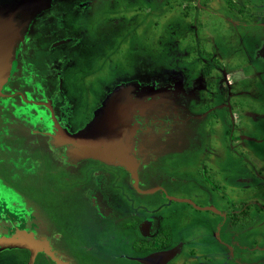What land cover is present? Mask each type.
Here are the masks:
<instances>
[{"label":"rangeland","instance_id":"374dc122","mask_svg":"<svg viewBox=\"0 0 264 264\" xmlns=\"http://www.w3.org/2000/svg\"><path fill=\"white\" fill-rule=\"evenodd\" d=\"M26 40L29 45L19 48L27 45ZM263 46L264 0H0V51L9 68L12 52L14 65L6 73L9 80L0 99L12 104L14 114L26 112L32 118V133L50 138L45 140L47 147L39 139L36 149H25L18 159L10 154L12 165L19 166L10 181L19 185L25 199L40 201L53 229L62 225L84 236L88 224L78 212L77 197L68 195L76 185L60 181L44 194L29 181H43V174L57 181L63 161L70 165L92 159H82L84 149L78 141L61 144L54 136L86 128L112 93L127 88L137 101L126 117L134 133L130 142L138 160L140 188L161 185L171 194L190 195L205 168L219 171L222 199L214 202L222 212H230L222 218V264H263L264 249L248 251L236 245L240 233L237 216L231 213L244 203L241 191L252 193V188L242 186L247 180L236 181L245 178L239 173L248 167L264 168V48L262 56L258 53ZM16 89L23 92H18V100L6 93ZM211 89L219 96L210 98ZM212 102L217 106L210 111ZM60 110L64 118L58 116ZM233 119H239L238 127L254 139L237 142ZM3 120L5 126L12 123ZM126 129L122 124L118 134H126ZM7 140L0 138V149H12ZM89 165L94 170L99 164L85 162ZM91 175L83 173V178ZM252 177L261 180L264 173ZM118 178L125 184L122 192L148 209L166 204L164 210H194L167 202L159 191L138 195L136 187L128 189L125 175ZM131 179L136 186L138 181ZM65 192L68 196L63 198ZM3 197L0 194V218L24 226L25 213L6 211ZM115 208L127 213L131 204L122 200ZM262 241L263 235H258V243ZM22 250L0 242V259L7 258L3 264H26L29 253ZM38 252L35 264H48L47 251Z\"/></svg>","mask_w":264,"mask_h":264},{"label":"flooded vegetation","instance_id":"af4514ba","mask_svg":"<svg viewBox=\"0 0 264 264\" xmlns=\"http://www.w3.org/2000/svg\"><path fill=\"white\" fill-rule=\"evenodd\" d=\"M27 41L29 40H26L27 45L19 48L24 50L29 45ZM57 41L52 42L49 47H53ZM64 44H67V41ZM263 48L264 46L258 50L260 55ZM262 57L264 59V56ZM201 71L205 76L208 73L204 69ZM62 73L64 72L56 71V74L61 75ZM210 73L208 74L210 75ZM14 83L17 82L13 79L11 85ZM12 86L15 87V85ZM18 91L20 92L18 89L13 92L7 90L6 93L15 94ZM209 92L210 98L219 96L218 92L213 89ZM15 96L18 100V95ZM212 103L210 104V111H213L217 106L214 102ZM223 104L226 106V101ZM58 116L62 117L61 110ZM238 123L239 119L232 120V125L237 127L238 132L235 136L236 141L242 143L243 139H254L252 135L239 128ZM229 129L232 130V127L229 126ZM65 133L64 131L57 132L54 139L61 140L65 137ZM41 136L43 137L41 143L47 147L44 135ZM79 138L81 139L80 136ZM56 142L58 141L56 140ZM58 143L65 142L59 141ZM32 150L34 149L32 148ZM89 160L99 165L91 170L90 165L85 166V162H90ZM63 164L64 167L59 173V175L62 174V178L59 177V180L52 181L50 177L43 174V181H29L30 187L34 188V184H37V187H41L45 194L46 191L50 193L51 186L59 185L60 181L64 184H75L76 187L68 195L77 197V207L80 205L78 212L84 214V221L88 224L85 226L87 231L84 232V236L66 231L62 225L53 229L50 218L42 211L43 207L40 205V201L37 202L36 198L25 199L19 185L17 184V187L10 181L11 178L9 179V177L14 174L19 166L16 167L12 164L9 167L0 166V194L4 196L6 201L4 209L9 212H15L17 209L22 210L26 215V223L24 226L18 227L34 230L33 233L36 236H43L46 239L48 264H144L141 262L142 259L162 252H172L171 259L164 264H222V218L230 212H222L221 206L214 202V200L219 202L222 199V181H217L216 177L219 171L209 169L210 172L207 173L209 170L206 171L207 168H205L202 181L195 182L193 185L194 194L179 196L169 193L161 185L141 189V178L139 177L135 186L131 174L117 164L108 165L93 159L69 163L70 165L63 161ZM83 173L92 174L91 177H93L84 179ZM262 173H264V168L248 167L239 173L245 175V178H241L240 181L236 179L241 184H243L242 181L247 180L245 181L246 185L242 186L252 188L251 196L241 191L240 197L244 199L241 200V203H244L237 211L231 212L237 216L236 230L240 236H237L239 241H236V245L242 250L257 251L264 249V241L260 242L261 244L258 243V235L264 237V178L261 181L252 177H257ZM37 174L40 178V173ZM119 175L127 177L125 181L128 189L133 191V188L136 187L138 192L135 191V193H139L138 195L159 191L167 202L186 204L194 210L179 211L176 207L164 210L167 208L166 204L165 206L158 204L155 206L156 208L148 209L139 201L131 198L130 194L122 192L125 184H121ZM1 177L4 179L1 180ZM204 185L209 187L213 193L206 192ZM1 191L5 192L4 195ZM114 193L119 199L114 196ZM196 194L200 196L198 197ZM68 195L65 192L63 198ZM122 200L131 204V210H128L127 213H122L115 208V204ZM24 202H26L24 205H20ZM198 213L204 216H200ZM119 223L122 225L120 226ZM15 224L9 219L0 218V233L8 236L11 230L13 233L16 228ZM261 245L262 248H260ZM52 256L59 258L60 262H54ZM5 261L7 258L0 259V264ZM153 264H159V262Z\"/></svg>","mask_w":264,"mask_h":264},{"label":"bare ground","instance_id":"6f19581e","mask_svg":"<svg viewBox=\"0 0 264 264\" xmlns=\"http://www.w3.org/2000/svg\"><path fill=\"white\" fill-rule=\"evenodd\" d=\"M264 54V53H263ZM6 66L5 61L0 60V66ZM127 90L120 89L115 92L103 111L100 112L99 118L95 125L89 131H81L78 136H71L65 133V137L58 142L78 138L83 144L91 142L101 149V155L107 160H118L128 168L134 167V160L127 155L128 145L124 144L122 138H128L127 133L119 135V126L123 122L127 108H132L134 104L126 97ZM108 107V108H107ZM107 108V109H106ZM119 112V116H114V112ZM113 112V114H111ZM106 116V118H105ZM81 137V139L79 138ZM12 242H28L35 245L39 250L48 251V244L43 236H36L31 230L24 227H16L12 233Z\"/></svg>","mask_w":264,"mask_h":264},{"label":"water","instance_id":"95a60500","mask_svg":"<svg viewBox=\"0 0 264 264\" xmlns=\"http://www.w3.org/2000/svg\"><path fill=\"white\" fill-rule=\"evenodd\" d=\"M0 52H1L0 53V60L1 61H5L3 59L2 51H0ZM11 54H12V52L9 53V64H10V68H9V65H8L7 62H5L6 63V66H3V65L0 66V95H4V94H2L3 93V87L6 84L5 82H7L9 80L8 77H7V75H6V73L8 74V72H12L13 67H14V65L11 66V62H12L11 61ZM5 68H9V70L8 71H4ZM120 89L127 90V88H120ZM120 89H118V90H120ZM115 92L112 93L108 97L109 99L107 98L108 100L106 99L104 101V103L102 104V108L99 110V113L97 114V116L95 117V119L86 128L81 129L80 131H78L77 133H75L73 135L71 133H69V135L75 137L76 135H78L83 130L89 131L95 125V123L97 122V119L99 118L100 112L104 110V108L106 107V104L109 102V100L111 99V97L115 94ZM126 97L128 98V100L130 102H132L134 104V106L132 108H129V111L128 112L126 111L125 116H124V119H123V122L127 125L126 133H127V131H129V133H130V134L129 133L127 134V136L129 137V142H127V143L124 142V138H126L125 136H124V138H122V140H123V142H124L125 145L126 144L128 145V150L126 152L127 155H129L134 160V167L133 168H128L127 166L121 164L116 159H114L112 161L107 160V159H104L102 157L101 153H100L101 152V149H99L98 147H96L91 142H89L87 144L86 143L83 144L78 138H75L73 140L69 139V140H71V141H78L79 142V145L84 149L82 159H84V158H92V159H97V160H99V161H101V162H103L105 164H108V165L109 164H111V165H115V164L120 165V166L124 167L131 174V177L135 181H137L136 173H137V168H138V160H137V158H136V156H135V154H134V152H133V150L131 148V142H130V137L134 133H133L132 128H130V126H129L131 124H129V125L127 124V122L129 123V120H127V117H126V115L128 116V113L130 112V110L133 109L136 106L137 101L136 100H132L127 93H126ZM139 108L143 109V105H140ZM115 113H118V115H115ZM119 115H120L119 112H115L114 111V116L118 117ZM129 117H130V115H129ZM126 140H128V138H126ZM0 240H3V241H0V242L1 243L4 242L6 244V247H8V248H20V249H26V250H28V252H29V258H28L27 264H34L35 263L36 255H37L38 251H40L35 245H32V244H30L28 242H18V241L12 242L11 241L12 240V236L9 238V236H6V235L0 236ZM171 257H172V252L155 253L153 255H150V256L142 259L141 262H143L144 264H153L155 262H159V264H164L169 259H171Z\"/></svg>","mask_w":264,"mask_h":264},{"label":"trees","instance_id":"16d2710c","mask_svg":"<svg viewBox=\"0 0 264 264\" xmlns=\"http://www.w3.org/2000/svg\"><path fill=\"white\" fill-rule=\"evenodd\" d=\"M26 114V112H23V114L21 115L14 114L12 104L9 101L6 102L5 100L0 99V138H2L4 141L8 139L7 142L12 147V149L7 146L5 147V149H0L1 166H11V164L13 163L12 159L14 158V156L12 158V155L10 156V154H16V157L14 159H18V157L24 153L25 149H36L37 145L39 144V139H43L41 135L37 136L32 133L33 120L28 114ZM2 119L12 120L11 125L9 124V126H5V120L2 121ZM17 119L22 122L20 125H18L17 123L15 124V121ZM24 126H26L27 128L23 129ZM13 130L15 131L14 133L12 132ZM15 133H19V135H16ZM44 139L50 138L44 136ZM7 162L9 163V165H3V163ZM2 235L5 234L0 233V236Z\"/></svg>","mask_w":264,"mask_h":264},{"label":"crops","instance_id":"0c3cea01","mask_svg":"<svg viewBox=\"0 0 264 264\" xmlns=\"http://www.w3.org/2000/svg\"><path fill=\"white\" fill-rule=\"evenodd\" d=\"M19 92V91H18ZM18 92L17 93H15V94H12V93H10V95H14V97L16 98V96L15 95H19L18 94ZM22 92L20 91V94H21ZM5 95H7V94H5Z\"/></svg>","mask_w":264,"mask_h":264}]
</instances>
